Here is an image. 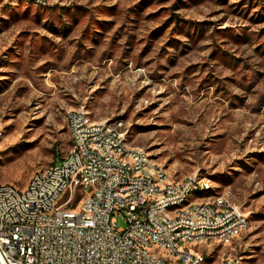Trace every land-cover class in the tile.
Listing matches in <instances>:
<instances>
[{
    "label": "rangeland",
    "instance_id": "1",
    "mask_svg": "<svg viewBox=\"0 0 264 264\" xmlns=\"http://www.w3.org/2000/svg\"><path fill=\"white\" fill-rule=\"evenodd\" d=\"M0 0V182L75 145L69 111L122 119L172 179L200 171L250 219L215 247L264 261V0ZM119 227L127 225L117 216Z\"/></svg>",
    "mask_w": 264,
    "mask_h": 264
},
{
    "label": "built area",
    "instance_id": "2",
    "mask_svg": "<svg viewBox=\"0 0 264 264\" xmlns=\"http://www.w3.org/2000/svg\"><path fill=\"white\" fill-rule=\"evenodd\" d=\"M67 120L75 145L65 157L24 188L0 182V264H207L249 229L228 191L194 197L216 183L198 170L172 179L129 143L122 119H94L83 105ZM3 137L0 125V153ZM218 264L244 263L224 252Z\"/></svg>",
    "mask_w": 264,
    "mask_h": 264
}]
</instances>
